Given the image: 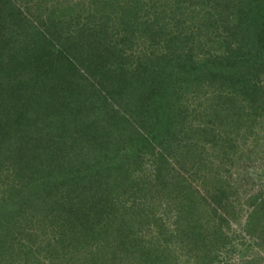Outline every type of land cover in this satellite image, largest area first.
I'll return each mask as SVG.
<instances>
[{
    "label": "trees",
    "instance_id": "obj_1",
    "mask_svg": "<svg viewBox=\"0 0 264 264\" xmlns=\"http://www.w3.org/2000/svg\"><path fill=\"white\" fill-rule=\"evenodd\" d=\"M50 13L0 0V196L16 192L0 201V264L177 263L184 232L130 173L185 132L255 124L264 0H82ZM186 203L194 263L216 264L230 242L201 250L204 203ZM249 226L264 234V199Z\"/></svg>",
    "mask_w": 264,
    "mask_h": 264
},
{
    "label": "rangeland",
    "instance_id": "obj_2",
    "mask_svg": "<svg viewBox=\"0 0 264 264\" xmlns=\"http://www.w3.org/2000/svg\"><path fill=\"white\" fill-rule=\"evenodd\" d=\"M81 1L20 0L25 11L26 8L29 11L32 8L34 15L39 18H47L52 11L57 14L68 11ZM262 101L264 103V98ZM262 106L264 109V104ZM251 117L256 121L255 124L248 122L249 125H236V132L229 124L231 121H226L232 131L224 136L211 134L212 128H220L223 122L220 121L209 125L210 135L198 137L185 132L184 139L180 142L165 137L168 141L171 139L168 142L171 147H167L170 149L162 147L156 150L154 155L138 161V168L131 171V179L133 177V180L147 190L145 192L158 189V193L152 192L154 198L160 201L158 215L162 212V215L171 217L165 222L177 235L184 232V243H181L182 238L180 243L174 242L176 245L173 247L172 257L177 262L175 264H195L193 257L199 258L201 255L196 251H189L190 243L185 241L191 233L194 220H184L188 197L204 203L198 205H201L198 212L201 221L195 220L201 227L198 229L202 232L201 250L206 252L209 249V241L212 249L215 248L216 241L224 237L230 242L229 246L217 252L216 264H264V234L260 228L249 229L250 215L258 201L262 202L264 199V111ZM201 123L208 125V119L205 118ZM159 155L162 156L159 158ZM157 168H160V172L154 177ZM152 184L155 186L150 191ZM15 190L18 191L16 187ZM221 192L225 193V198L219 202L220 205H216L215 198L209 197V194L213 193L214 196ZM12 194L4 195L5 198L0 196L2 204H7L10 198L16 196V192ZM250 231L255 234L252 235ZM167 237L170 235L167 234Z\"/></svg>",
    "mask_w": 264,
    "mask_h": 264
}]
</instances>
